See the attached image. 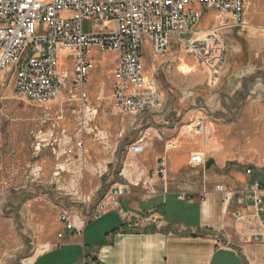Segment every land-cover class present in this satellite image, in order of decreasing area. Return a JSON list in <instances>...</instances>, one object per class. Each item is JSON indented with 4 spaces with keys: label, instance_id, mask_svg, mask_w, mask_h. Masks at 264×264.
Returning <instances> with one entry per match:
<instances>
[{
    "label": "rangeland",
    "instance_id": "374dc122",
    "mask_svg": "<svg viewBox=\"0 0 264 264\" xmlns=\"http://www.w3.org/2000/svg\"><path fill=\"white\" fill-rule=\"evenodd\" d=\"M210 14L205 18L206 30L218 23L217 16ZM245 23L246 27L227 34V61L215 83L182 49L175 48L173 59L166 62L155 60L147 48L146 70L161 92V107L148 115L106 117L100 111L86 128L70 122L69 115L58 122V110L38 109L17 96L7 73L0 82V264H33L53 249L38 264H82L93 251L89 240L98 241L101 227L118 219L109 212L93 221L99 203L118 186L129 184L122 176L124 170L139 174L149 166L141 155L131 156L129 147L141 138L168 133L173 117L186 135L205 141L219 136L223 144L230 139L238 154L258 138L264 128V0L245 1ZM101 24L84 21V33L99 31ZM113 69L101 55L90 75L92 103L111 94ZM199 119L205 120L204 135L189 129ZM80 139L83 159L68 156L67 148ZM255 181L264 183V172L257 170ZM142 194L151 195L148 190ZM65 211L78 227L92 221L83 238L75 240L67 233L59 240L67 231L59 219Z\"/></svg>",
    "mask_w": 264,
    "mask_h": 264
},
{
    "label": "built area",
    "instance_id": "2783aa9c",
    "mask_svg": "<svg viewBox=\"0 0 264 264\" xmlns=\"http://www.w3.org/2000/svg\"><path fill=\"white\" fill-rule=\"evenodd\" d=\"M245 1L0 0V82L7 73L11 74L17 96L47 112L58 110V122L69 115L70 122L85 128L100 111L106 117L119 118L153 112L161 107V92L146 70L145 50L151 46L156 57L171 60L175 48H180L215 83L227 61V34L246 27ZM210 13L217 16L218 23L206 30L205 18ZM86 20L102 21L100 30L84 33ZM108 54L115 56L111 94L104 95V101L92 103L90 75L100 56ZM193 126V133L205 132L204 119ZM63 134L66 135L65 130ZM83 149L80 139L66 153L83 159ZM145 152L142 141L137 149L129 147L133 157ZM206 162L202 153L191 157L194 167H206ZM245 173L252 176L253 169L248 168ZM168 174L169 160L163 155L149 180H166ZM217 190L229 193L240 207L254 208L250 216L241 211L231 213L242 231L252 226L264 233V187L260 182H251L238 191L225 186H218ZM128 191L129 185L114 189L99 203L94 220L110 209H118L119 199ZM148 191L156 194L153 188ZM178 198L192 202L184 194ZM59 219L67 231L81 233L85 226L78 227L66 211ZM63 236L60 234L59 240ZM249 237L256 242L261 240L254 230L248 236L244 234L242 240L247 242ZM94 256L93 251L86 254L82 264H98Z\"/></svg>",
    "mask_w": 264,
    "mask_h": 264
},
{
    "label": "crops",
    "instance_id": "0c3cea01",
    "mask_svg": "<svg viewBox=\"0 0 264 264\" xmlns=\"http://www.w3.org/2000/svg\"><path fill=\"white\" fill-rule=\"evenodd\" d=\"M103 56L104 62L109 60L115 67L114 55ZM154 59L160 57L154 55ZM171 120L168 133L138 141L146 146L141 158L149 160V166H144L139 174L124 170L122 176L129 182L130 191L119 199V208L110 209L93 220H100L109 212L116 213L118 218L101 227L98 241L89 240L98 264H264L263 231L252 226L242 231V226L231 217V213L238 211L250 216L254 208L251 205L240 207L229 193L217 190L218 186L243 190L252 182L257 170L264 172V128L259 137L247 143L238 154L232 140L227 139L223 144L219 136L214 141L213 138L196 139L180 130V122L175 117ZM195 153L205 156L206 165L209 160L214 164L210 169L194 167L191 157ZM163 155L169 160L168 177L150 181V170L156 168ZM248 168L253 169L252 176L246 175ZM259 182L264 187V183ZM147 187L153 188L156 194L143 195ZM181 194L192 202L180 201ZM262 196L264 200V191ZM159 205L164 207L157 210ZM90 222L81 233L65 231L64 235L71 233L75 240L83 238ZM252 230L261 240L256 242L249 237L247 242L243 241V235H250ZM52 251L38 256L33 264H38Z\"/></svg>",
    "mask_w": 264,
    "mask_h": 264
},
{
    "label": "water",
    "instance_id": "95a60500",
    "mask_svg": "<svg viewBox=\"0 0 264 264\" xmlns=\"http://www.w3.org/2000/svg\"><path fill=\"white\" fill-rule=\"evenodd\" d=\"M213 164H214L213 160H209L208 163H207V165H206V167H207L208 169H210L211 166H212ZM94 260H95V261H98V258L95 257Z\"/></svg>",
    "mask_w": 264,
    "mask_h": 264
},
{
    "label": "bare ground",
    "instance_id": "6f19581e",
    "mask_svg": "<svg viewBox=\"0 0 264 264\" xmlns=\"http://www.w3.org/2000/svg\"><path fill=\"white\" fill-rule=\"evenodd\" d=\"M188 73H191V70H189ZM189 129H191V126H189ZM138 147H139V143L134 144L130 149H137Z\"/></svg>",
    "mask_w": 264,
    "mask_h": 264
}]
</instances>
